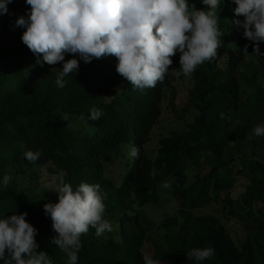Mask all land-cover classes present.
<instances>
[{
	"label": "trees",
	"instance_id": "1",
	"mask_svg": "<svg viewBox=\"0 0 264 264\" xmlns=\"http://www.w3.org/2000/svg\"><path fill=\"white\" fill-rule=\"evenodd\" d=\"M187 2L198 10L206 7L202 0ZM22 3L13 0L9 14L0 15V181L11 177L7 187L0 184V219L27 212L26 220L38 230L37 251H46L53 264H67L51 244L56 233L43 206L58 202L55 190L65 183L73 190L81 182L99 184L107 194L105 218L112 231L97 237L90 227L82 234L77 264H144L143 255L160 264H264V136L253 135L254 127L264 124V43L262 55L253 52V42L233 23L243 20L235 15V3L222 0L217 56L191 75L192 119L161 138L152 153L145 146L165 100L174 94L180 54L171 57L162 83L143 90L117 73L114 56H109L112 72L99 86L91 68L71 55L65 61L78 59L79 71L58 88L62 63L37 64L21 40L25 29L15 26L30 10ZM93 107L103 112L98 120L88 119ZM65 113L68 120L61 119ZM133 146L138 159L129 155ZM27 151L41 156L31 162ZM43 167L59 175L57 187L36 180L35 192L21 189L20 179L26 173L37 179ZM165 182L178 208L156 223L143 207L159 200ZM238 185L243 190L234 195ZM229 223L242 231L240 238ZM197 247H212L215 255L189 260L186 253Z\"/></svg>",
	"mask_w": 264,
	"mask_h": 264
},
{
	"label": "clouds",
	"instance_id": "2",
	"mask_svg": "<svg viewBox=\"0 0 264 264\" xmlns=\"http://www.w3.org/2000/svg\"><path fill=\"white\" fill-rule=\"evenodd\" d=\"M13 0H0V15L9 14L7 5ZM30 10L19 16L16 27L24 28L22 42L37 57L36 63L55 66L62 63L55 84L66 85L65 77L79 71V60L86 64L94 59L114 56L116 71L134 88H154L162 83L173 63L171 57L180 53L179 69L174 75H192L199 65L211 62L221 46L223 33L219 29L218 12L222 0H202L205 9L198 10L187 0H25ZM237 17L233 23L242 27L244 37L253 42V52L262 55L264 43V0H232ZM247 52V45L244 49ZM78 56L68 59L65 55ZM42 56V61L40 57ZM103 114L93 107L88 119L98 120ZM61 119L68 120L65 113ZM80 120H85L81 115ZM254 136H264V124L253 129ZM129 155L139 158V148L133 146ZM40 151H27L25 157L35 162ZM158 157L153 156V161ZM155 177V167L150 171ZM11 177L4 175L0 184L7 187ZM161 187L170 188L165 182ZM58 202L45 203L43 208L51 218L56 233L51 244L67 257V264H77L81 235L90 227L97 237L112 231L105 218L106 193L99 184L81 182L73 190L69 183L55 190ZM27 212L0 219V261L3 264H53L46 251H37L38 230L27 220ZM189 260L203 262L213 258L212 247L192 248ZM144 264H160L151 255H143Z\"/></svg>",
	"mask_w": 264,
	"mask_h": 264
},
{
	"label": "rangeland",
	"instance_id": "3",
	"mask_svg": "<svg viewBox=\"0 0 264 264\" xmlns=\"http://www.w3.org/2000/svg\"><path fill=\"white\" fill-rule=\"evenodd\" d=\"M18 5L23 4L22 1L25 0H15ZM19 40V39H16ZM177 54H180L177 52ZM71 56V54H66V57ZM83 63H85L83 61ZM86 64V63H85ZM87 66L93 71V82L101 86L104 77L111 73V66L109 57L103 59H94L91 63H87ZM192 81L191 75L184 76L181 75L179 78L175 76L172 88L174 89V94L172 98L165 100L163 105V110L156 121L151 140L145 146V149L152 153L159 146V140L163 137L169 136L171 132L183 123L192 119V114L189 112L188 98L191 90ZM59 175L57 173L50 172L47 167H43L38 178H31V174L26 173V175L20 179L21 189L28 188L29 192L32 193L36 191L37 181L42 187H48L50 189H55L57 187ZM37 180V181H36ZM240 185V182H238ZM237 186L234 190V195H238L243 187ZM170 188H163L160 186L159 200L157 202H152L146 204L143 209L147 216L158 223L164 216L173 214L178 208V204L175 202L173 197L169 194ZM204 214L212 213L211 209H204L201 211ZM230 230L236 238L242 236V231L233 223H229ZM161 234L160 231L157 232ZM161 236L159 240L161 241Z\"/></svg>",
	"mask_w": 264,
	"mask_h": 264
}]
</instances>
